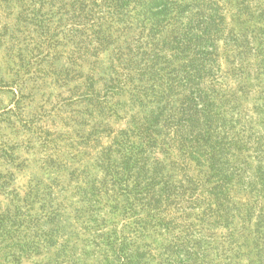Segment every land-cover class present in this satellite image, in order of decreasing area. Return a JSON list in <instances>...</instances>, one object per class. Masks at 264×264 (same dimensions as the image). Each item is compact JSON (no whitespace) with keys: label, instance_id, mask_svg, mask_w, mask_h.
Instances as JSON below:
<instances>
[{"label":"trees","instance_id":"trees-1","mask_svg":"<svg viewBox=\"0 0 264 264\" xmlns=\"http://www.w3.org/2000/svg\"><path fill=\"white\" fill-rule=\"evenodd\" d=\"M2 21L0 264H264V0Z\"/></svg>","mask_w":264,"mask_h":264},{"label":"rangeland","instance_id":"rangeland-1","mask_svg":"<svg viewBox=\"0 0 264 264\" xmlns=\"http://www.w3.org/2000/svg\"><path fill=\"white\" fill-rule=\"evenodd\" d=\"M0 27H2V25H4V22L2 21L0 23ZM12 101V96H11V93L7 90H3L0 92V103H4L5 105L9 104L10 102ZM17 130V129H16ZM14 130V128H11V127H7L6 130H4V133H6V135L9 137V138H16L17 136L21 137V138H24L25 136H23V132L20 130L16 131ZM19 185H20V188L22 189V193H23V189L25 188L26 189V186L28 185V175L27 176H22L21 177V180L19 181ZM25 186V187H24ZM35 207L36 208H39L40 207V203H36L35 204ZM24 264H30V261H26L24 262Z\"/></svg>","mask_w":264,"mask_h":264}]
</instances>
